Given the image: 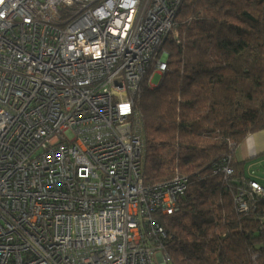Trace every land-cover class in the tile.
<instances>
[{
    "label": "built area",
    "instance_id": "2783aa9c",
    "mask_svg": "<svg viewBox=\"0 0 264 264\" xmlns=\"http://www.w3.org/2000/svg\"><path fill=\"white\" fill-rule=\"evenodd\" d=\"M182 1L0 0V264H173L134 106Z\"/></svg>",
    "mask_w": 264,
    "mask_h": 264
},
{
    "label": "trees",
    "instance_id": "16d2710c",
    "mask_svg": "<svg viewBox=\"0 0 264 264\" xmlns=\"http://www.w3.org/2000/svg\"><path fill=\"white\" fill-rule=\"evenodd\" d=\"M176 22L167 70L134 106L146 182L188 179L178 210L157 214L164 250L173 264H264V195L249 184L264 185L236 156L264 130V0H183Z\"/></svg>",
    "mask_w": 264,
    "mask_h": 264
},
{
    "label": "crops",
    "instance_id": "0c3cea01",
    "mask_svg": "<svg viewBox=\"0 0 264 264\" xmlns=\"http://www.w3.org/2000/svg\"><path fill=\"white\" fill-rule=\"evenodd\" d=\"M236 156L238 160L250 161L247 174L250 178H254L249 172L264 167V130L248 135L238 147Z\"/></svg>",
    "mask_w": 264,
    "mask_h": 264
},
{
    "label": "rangeland",
    "instance_id": "374dc122",
    "mask_svg": "<svg viewBox=\"0 0 264 264\" xmlns=\"http://www.w3.org/2000/svg\"><path fill=\"white\" fill-rule=\"evenodd\" d=\"M160 79H161V74L156 72L152 75L151 82L154 85L155 84L158 85ZM151 87H153V85H151ZM249 174L254 178L258 179L262 183V185H264V167L255 168L251 172H249Z\"/></svg>",
    "mask_w": 264,
    "mask_h": 264
},
{
    "label": "flooded vegetation",
    "instance_id": "af4514ba",
    "mask_svg": "<svg viewBox=\"0 0 264 264\" xmlns=\"http://www.w3.org/2000/svg\"><path fill=\"white\" fill-rule=\"evenodd\" d=\"M172 36L169 35L167 36L165 39L162 40V42L159 44V46L155 49V53L156 55H160L163 54L166 58L170 55L169 51L167 49H162L161 50V46L166 43L168 41L169 38H171Z\"/></svg>",
    "mask_w": 264,
    "mask_h": 264
},
{
    "label": "clouds",
    "instance_id": "9594fccd",
    "mask_svg": "<svg viewBox=\"0 0 264 264\" xmlns=\"http://www.w3.org/2000/svg\"><path fill=\"white\" fill-rule=\"evenodd\" d=\"M169 57V56H168Z\"/></svg>",
    "mask_w": 264,
    "mask_h": 264
}]
</instances>
